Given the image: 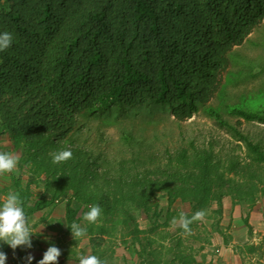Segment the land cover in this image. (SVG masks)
Masks as SVG:
<instances>
[{"label":"trees","instance_id":"trees-1","mask_svg":"<svg viewBox=\"0 0 264 264\" xmlns=\"http://www.w3.org/2000/svg\"><path fill=\"white\" fill-rule=\"evenodd\" d=\"M263 22L264 0H0V32L14 36L0 52V141L11 137L20 170L31 175L24 186L11 173L13 190L30 203L31 185L46 177V197L26 214L50 204L48 196L68 199L70 226L78 212L72 201L84 209L99 204L100 219L87 227L92 238L112 234L111 225L120 219L145 247L137 215L158 216L162 195L170 205L190 204L194 212H208L216 203L213 214L219 216L225 197L254 206L264 195V143L241 127L243 121L264 125V102L228 106L235 124L207 105L233 50ZM153 107L169 111L178 123L203 108L245 150V159L235 149L224 160L212 146L193 145L191 152L165 151L163 170L154 168L160 159L155 154L116 162L106 152L111 142L101 128L96 140L86 128L91 120L120 126V118ZM129 128L121 130L120 143L143 148ZM59 150H70L72 159L53 164L50 153ZM181 254L176 256L182 264L194 262Z\"/></svg>","mask_w":264,"mask_h":264},{"label":"rangeland","instance_id":"rangeland-1","mask_svg":"<svg viewBox=\"0 0 264 264\" xmlns=\"http://www.w3.org/2000/svg\"><path fill=\"white\" fill-rule=\"evenodd\" d=\"M244 101L245 103L252 101L253 104L264 102V22L250 35L247 42L233 50L231 65L223 75L219 91L207 106L221 109L224 119L235 124L238 118L230 115L227 107L240 106ZM139 113L120 118V126H104L98 121L91 120L86 128L91 132L92 140L97 139L98 129L101 128L100 132H103L111 142L106 152L116 162L155 154L160 159L154 168L161 166L163 170L167 165V160L163 157L165 151L169 150L175 155L178 150L189 148L191 152L193 145L200 149L212 146L215 155L224 160L233 154L235 149L236 154L245 159V150L240 149L236 140L222 130L203 108L184 123L175 121L169 111L154 107L143 109ZM125 127H130L138 140L144 141L143 148L136 146L129 149L120 143L121 130ZM241 130L256 141L264 143V125L243 121ZM88 135L85 131L82 138L85 139ZM0 147L1 151L13 152L20 159L21 155L16 151L9 135L2 138ZM15 172L24 186L30 182L29 169L20 170L17 166ZM30 189L32 195L30 206L33 207L46 197V177L36 178ZM9 191H14L12 174H4L0 176V197L6 196ZM66 200L68 199L52 201L48 196L47 201L50 204L31 216L34 229L41 227L40 230L47 233L54 220L61 214L62 208L57 211L53 223L49 222V217L56 208L53 205H59ZM158 201L160 205L158 216L154 215V211L150 212L151 217L143 212L137 215V225L145 232L142 235L145 247L135 242L133 236L122 228L119 219L113 226L111 225L112 234L101 239L92 238L93 236L88 234L86 238H92L94 255L106 259L108 264H182L176 256L180 252L182 256L192 257L194 259L192 264H264V195L259 196L254 206L232 197H225L222 216L213 214L218 208L214 203L207 216L219 219L218 227L205 217L202 221L192 224L191 235H182V228L179 225L172 228L170 222L181 211L187 216L193 215L195 212L192 206L181 200L170 205L165 195L159 197ZM74 202L72 207L79 206V203ZM85 211H89V206ZM251 213H254L253 216ZM251 216L252 224L249 223L251 226H248L246 223L250 222ZM83 223V227L92 226L85 221ZM35 234H38L37 230ZM50 237L44 236V240ZM67 239H73L71 233ZM148 241L153 243L148 245Z\"/></svg>","mask_w":264,"mask_h":264},{"label":"clouds","instance_id":"clouds-1","mask_svg":"<svg viewBox=\"0 0 264 264\" xmlns=\"http://www.w3.org/2000/svg\"><path fill=\"white\" fill-rule=\"evenodd\" d=\"M14 36L9 31L0 32V52L7 50L13 44ZM53 164H60L72 159L73 153L70 150H59L50 153ZM19 157L13 152L0 151V176L11 174L17 170ZM30 206L27 198H22L18 191H9L6 196L0 197V248L4 244L10 246L13 251L19 247L32 248L31 237L35 234L34 221L26 214V208ZM102 208L99 204L89 205V211L83 216V220L88 224H96L102 215ZM207 215L206 210H197L190 218L180 212L177 217H173L170 227L179 225L182 228V235H191V225L194 222L202 221ZM73 238L80 241L88 235L87 228L80 223L73 222L70 225ZM61 251L56 246H49L43 254L39 264H57ZM27 264H32L34 257H25ZM7 255L0 250V264H6ZM79 264H108L106 259H101L97 255H81Z\"/></svg>","mask_w":264,"mask_h":264},{"label":"crops","instance_id":"crops-1","mask_svg":"<svg viewBox=\"0 0 264 264\" xmlns=\"http://www.w3.org/2000/svg\"><path fill=\"white\" fill-rule=\"evenodd\" d=\"M67 202L68 200L59 205H53L56 208L52 216L49 217V222L53 223V218H55V215L60 208H62L60 211L61 214H59L57 216V219L54 220V224L50 227V230L47 233H43V231L40 230L41 227H36V229H34L35 231L37 230L38 234L33 235L31 237V249L19 247L15 251H13V249L7 244H4L3 247L0 248V250H2L7 255L6 264H27L25 257L28 255H32L34 257L32 264H39V261L43 258V254L46 252L48 247L53 245L58 247L62 253L61 256L58 258L57 264H79V257L81 255H94L93 248L91 245V242H93L91 240L92 238H82L80 241H77L74 238L70 240L67 239L71 233V230L69 228L70 226L67 223ZM74 203L75 202L72 201V206ZM73 209L75 211L78 209L77 216L75 217L73 222L80 223L83 226V216L86 213L85 209L82 208L80 205L73 207ZM255 209L256 207L253 211H255ZM251 214L253 216L254 213ZM252 216L249 218L250 224H252ZM41 231L43 233V236ZM47 235L51 236L50 239L44 240V236Z\"/></svg>","mask_w":264,"mask_h":264}]
</instances>
